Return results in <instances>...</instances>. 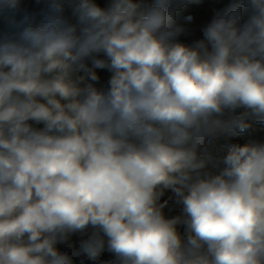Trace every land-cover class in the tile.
<instances>
[{
	"label": "clouds",
	"instance_id": "clouds-1",
	"mask_svg": "<svg viewBox=\"0 0 264 264\" xmlns=\"http://www.w3.org/2000/svg\"><path fill=\"white\" fill-rule=\"evenodd\" d=\"M32 3L0 0V264H264V0L199 36L202 0Z\"/></svg>",
	"mask_w": 264,
	"mask_h": 264
},
{
	"label": "trees",
	"instance_id": "trees-1",
	"mask_svg": "<svg viewBox=\"0 0 264 264\" xmlns=\"http://www.w3.org/2000/svg\"><path fill=\"white\" fill-rule=\"evenodd\" d=\"M229 2L230 0H202L200 5L191 6L185 10L184 15L192 16V19H182L181 22L186 24V26L191 29L196 36H199L200 27L217 12L216 10H222L229 4ZM238 139L240 142L256 140L264 141V125H255L254 132L251 135L239 137ZM170 195L171 193H166L164 199H168ZM165 211L168 215H177L179 214L180 209L178 206H175L172 201H170L169 206L165 209ZM78 239H80L79 235L73 237V240ZM61 248L63 250V246H61Z\"/></svg>",
	"mask_w": 264,
	"mask_h": 264
},
{
	"label": "crops",
	"instance_id": "crops-1",
	"mask_svg": "<svg viewBox=\"0 0 264 264\" xmlns=\"http://www.w3.org/2000/svg\"><path fill=\"white\" fill-rule=\"evenodd\" d=\"M103 3V0H101ZM24 6L27 8H32L34 7L32 0H24ZM9 29V24L7 19H0V33L6 32ZM102 76L104 77L103 83H106L107 80V74L102 73Z\"/></svg>",
	"mask_w": 264,
	"mask_h": 264
},
{
	"label": "rangeland",
	"instance_id": "rangeland-1",
	"mask_svg": "<svg viewBox=\"0 0 264 264\" xmlns=\"http://www.w3.org/2000/svg\"><path fill=\"white\" fill-rule=\"evenodd\" d=\"M216 11L218 12V11H221V10H216ZM105 258H107V257H105Z\"/></svg>",
	"mask_w": 264,
	"mask_h": 264
}]
</instances>
